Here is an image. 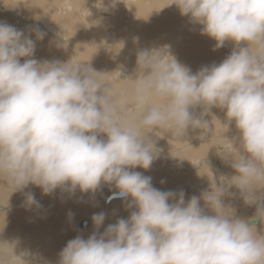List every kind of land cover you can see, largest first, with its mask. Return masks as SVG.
<instances>
[{
  "label": "clouds",
  "instance_id": "9594fccd",
  "mask_svg": "<svg viewBox=\"0 0 264 264\" xmlns=\"http://www.w3.org/2000/svg\"><path fill=\"white\" fill-rule=\"evenodd\" d=\"M173 4L215 48L232 42L233 50L193 73L171 45L139 48L133 75L113 72L119 88L90 60L36 59V42L46 33L0 22V181L11 193L31 184L44 195H94L108 185L135 209L103 233L106 214H93L97 231L69 240L58 264H264V232L256 227L257 219L264 224V0H170L165 7ZM212 108L225 111L228 130L234 123L225 160L235 175H221L219 183L213 177L209 189L186 202L183 190L162 191L133 170L150 169L160 156L149 133H206ZM232 187L256 205L254 217L241 218L224 203L225 194L235 195ZM24 195L28 208L42 207L34 193ZM7 246L0 242V264Z\"/></svg>",
  "mask_w": 264,
  "mask_h": 264
},
{
  "label": "bare ground",
  "instance_id": "6f19581e",
  "mask_svg": "<svg viewBox=\"0 0 264 264\" xmlns=\"http://www.w3.org/2000/svg\"><path fill=\"white\" fill-rule=\"evenodd\" d=\"M153 0H120V2L116 3L115 6H113V12L115 13L114 11V7L117 9V11L119 10H124V9H127L128 11V18L129 20H131V23L132 22H135L136 20H138V22L136 23H127V25H125V29H129L130 31L128 32V35H125L126 38L123 39V41L125 42H129L130 44H133V37H138L139 40H146V36L148 34V38L152 39L153 38V35L150 37V34H157L161 31H170V32H173V28H174V31L175 29L177 30V27L179 26V23H177L175 26H174V23L177 21H180L182 22V27H183V32H182V38L178 39L175 43H178V47H182V50L183 49H188V48H191L193 49V51L196 53L198 51V49L200 50L199 47H201L200 45H198L196 47V44H192L188 39L191 38V37H194L195 41H198L199 39L203 40V38L205 39L206 43L204 42V45H202L201 48H203L204 50H207L208 51V47L210 46L211 47V52L212 50L214 49V45L216 43V41H213V42H210V38L207 36V35H201L200 34V26L199 25H195L193 23H191L189 21V18L186 17V16H181L178 8L176 7V5H171V6H168V7H165L168 3H170V0H160L158 2H152ZM98 4V0H0V22H6L8 24H11V25H14L17 29H22V30H26V31H31V29H34V28H39L41 29L44 33H46L44 39L42 41H37L36 42V47H35V58L36 59H39V60H59L60 59H66V60H69V56L67 57V52L69 51L68 47H70L72 45L74 51L76 50L77 53H78V49L80 50L81 47L83 49V46H84V43L88 40H93V41H96L98 42L100 39H105L106 37L109 38L108 34H110L109 32H113V28L114 26L111 25V28L110 27V18L113 16H111V12L108 11V6L111 5V2L110 0H104V5L103 6H97ZM131 7H137V8H141L140 11H137L135 13V17L134 15L131 16V13H133V10ZM106 8V10H105ZM111 9V7H109ZM165 9H168V11H166ZM130 10H132V12H130ZM112 12V13H113ZM89 13V15H88ZM121 13V12H120ZM125 12H123L124 14ZM22 15V16H21ZM121 16V15H120ZM115 17V16H113ZM119 17V16H118ZM117 15L115 18H118ZM121 18V17H120ZM123 19V18H122ZM112 20V19H111ZM115 21V19L113 20ZM117 21V20H116ZM123 21V20H122ZM125 21V20H124ZM128 21V20H127ZM119 22H121L119 20ZM126 22V21H125ZM115 24V23H113ZM118 24V23H117ZM124 24V23H123ZM122 25V24H121ZM147 25V26H146ZM116 26V25H115ZM113 27V28H112ZM117 29L118 26L116 27ZM108 29H111V31H109ZM117 29H115L117 31ZM123 30V28H121ZM115 31V32H116ZM168 31V32H169ZM113 32V35L114 36V33ZM120 31H118L119 33ZM170 32H169V35H170ZM117 33V34H118ZM123 33V31H122ZM112 34V33H111ZM116 34V33H115ZM166 34V32L164 33ZM181 34V33H180ZM179 34V35H180ZM66 37V35L68 36L66 39H69L68 41H65L67 42V44L65 43L64 41V37ZM160 35V34H159ZM158 35V36H159ZM161 35H163L161 33ZM168 35V34H167ZM177 35V34H176ZM179 35H177L179 37ZM164 36V35H163ZM115 37H118V36H115ZM156 37V36H155ZM154 37V38H155ZM175 37V36H174ZM183 37L187 38V39H184ZM198 39H197V38ZM207 37V38H206ZM147 38V39H148ZM157 38V37H156ZM155 38V39H156ZM167 37L163 38L162 40L164 41V39L166 40ZM33 39H35V36L33 34ZM111 39V38H110ZM113 39V38H112ZM121 39V38H120ZM120 39H117V42L118 43V40L121 41ZM175 39V38H174ZM113 40H116L115 38ZM161 40V41H162ZM176 40V39H175ZM199 40V41H200ZM103 41V40H102ZM105 41V40H104ZM107 41V40H106ZM174 41V40H173ZM146 42V41H145ZM150 42L153 43V40ZM169 41H167L168 43ZM203 42V41H201ZM112 43V42H110ZM157 43V42H156ZM155 43V46L157 45ZM91 44V42H90ZM95 44V43H93ZM114 44V43H112ZM162 44V43H160ZM165 44V43H164ZM201 44V43H200ZM232 44V42H231ZM117 45V44H116ZM127 45V44H126ZM124 45V46H126ZM150 45V44H149ZM170 45V44H169ZM193 46V47H188V46ZM230 45V42L227 43L225 42V45L221 48L223 51H224V54H225V51L227 50V47ZM151 46V45H150ZM160 46V45H159ZM86 47V46H85ZM88 46V49L91 53L92 56H95L98 60L101 61V63L104 65L105 63H107L109 60H110V56H112L113 53H109L108 55L105 56L104 59H102L104 56H99L98 53H96L97 50H95L96 48H93L95 47L93 45V47H90ZM114 46L112 45V48ZM143 47V45H142ZM153 47V46H152ZM196 47V48H195ZM114 48H117V47H114ZM113 48V49H114ZM124 48V47H123ZM172 48V47H171ZM81 49V50H82ZM101 49V48H100ZM125 49V48H124ZM131 49V48H130ZM138 49V48H136ZM136 49H131L133 51H135ZM177 49V48H176ZM229 49V48H228ZM80 50V51H81ZM85 50V49H84ZM122 50V49H121ZM126 50H129L128 48ZM180 50V49H179ZM202 50V49H201ZM101 51V50H99ZM188 51V50H187ZM223 51L221 52L223 54ZM83 52V50H82ZM117 52V51H116ZM129 52V51H128ZM180 52V51H179ZM182 52V51H181ZM184 52V51H183ZM209 52H210V49H209ZM85 53V52H84ZM88 53V52H87ZM101 53V52H100ZM104 53H107V51H105ZM119 53V52H118ZM173 53V52H172ZM202 53V51L200 52ZM204 53V52H203ZM219 53V55L221 56L222 54ZM231 53V52H230ZM229 53V54H230ZM83 54V53H82ZM103 54V53H102ZM127 54V53H126ZM125 54V56H126ZM131 54V53H130ZM228 54V55H229ZM86 55V54H85ZM122 55V54H121ZM215 55V54H214ZM227 55V53H226ZM88 56V55H87ZM199 56V55H198ZM201 56V55H200ZM207 56V55H206ZM210 56V55H209ZM213 56V54H212ZM219 56V57H220ZM75 57V56H74ZM191 57V55H190ZM193 57V56H192ZM217 56V58H219ZM71 58V57H70ZM79 58V57H78ZM84 58V57H83ZM90 59L92 58L91 56L89 57ZM126 58V57H125ZM124 58V59H125ZM131 58V57H130ZM129 58V59H130ZM136 58V57H134ZM133 58V59H134ZM181 58L182 56L178 57V61L180 62L181 61ZM194 58V57H193ZM192 58V60H193ZM82 59V57H81ZM123 59V58H122ZM128 59V60H129ZM131 58V60H133ZM203 60V59H206V58H198V57H195L194 60L199 61ZM209 59V57H208ZM214 58H212L213 60ZM112 60V59H111ZM110 60V61H111ZM114 60V59H113ZM112 60V63L114 62ZM117 60V59H116ZM119 60V59H118ZM211 60V61H212ZM218 60V59H217ZM82 61V60H80ZM99 61V62H100ZM122 61V60H121ZM122 62H125L127 61L125 59V61H122ZM130 61V60H129ZM129 61H127L129 63ZM136 61V60H133V62ZM66 62V61H65ZM132 63V61H130ZM210 61H206V62H203L201 63L198 67H202V66H210L212 64H216V61H212L211 64H209ZM218 62V61H217ZM21 63H23V58L21 59ZM89 63L91 64V66L96 69V64L95 62H91V60L89 61ZM110 63V62H108ZM117 62H115L114 64H116ZM111 64V63H110ZM110 64L109 65H106V66H103L106 70L109 71V69L111 68L110 67ZM133 64V63H132ZM100 64H98L99 66ZM112 65V64H111ZM119 66L121 64H118ZM126 65V64H125ZM102 66V65H101ZM115 66V65H114ZM127 66V65H126ZM125 66H123L122 68L124 69ZM113 68V67H112ZM131 68L133 69V67L131 66ZM130 68V69H131ZM119 69V68H118ZM125 69H128L125 67ZM128 71L127 75H133L134 74V71L133 70H130ZM98 70V69H97ZM112 70V69H111ZM99 71H103L102 68L100 67L99 68ZM107 71V72H108ZM126 71V70H125ZM124 71V72H125ZM111 73V71H109ZM112 75V74H111ZM115 75L117 76V74L115 73ZM114 76V75H112ZM115 77V76H114ZM123 78V77H122ZM117 79V78H116ZM111 80V79H109ZM112 83H113V86L114 88H119L120 85H121V82L117 79L114 83V80H111ZM130 103V102H129ZM219 109V108H218ZM131 110V108H130ZM221 110V109H220ZM201 111V109H200ZM225 112V111H224ZM198 114V113H197ZM223 114V113H222ZM209 115V114H208ZM216 115V114H215ZM219 115V113H218ZM225 115V113H224ZM222 117V115L220 116V118ZM225 117V116H223ZM219 118V119H220ZM207 120V119H206ZM221 120V119H220ZM223 120V119H222ZM211 121L212 119L210 120V124H211ZM216 124H220V122H216ZM226 126V125H224ZM223 126V128H224ZM222 128V127H221ZM232 128H234L232 126ZM232 128L229 129V131L232 130ZM191 129V128H190ZM216 129V128H215ZM221 130V129H220ZM154 131L157 132H165V135L161 136L163 137V139H165L164 137H166V135L170 136L171 139H170V142H174L175 139H174V136H173V131L172 132H169V130H166L164 131V129H155ZM190 131V130H188ZM235 131V130H234ZM160 132V133H161ZM192 132V131H191ZM218 132V131H217ZM216 132V133H217ZM233 133V132H232ZM163 134V133H162ZM187 134V133H186ZM231 134V133H230ZM149 135H151L149 133ZM154 135V134H152ZM201 135H203L201 133ZM210 135V134H209ZM212 135V134H211ZM214 135V134H213ZM227 135V134H226ZM155 136V135H154ZM153 136V137H154ZM160 135H158L159 137ZM233 136V135H232ZM231 136V137H232ZM176 137V136H175ZM204 137L205 136V133H204ZM219 137H220V134L217 135V139L216 141L217 142H211V143H207L206 144H203V145H191L193 146L192 149L190 150H185V146L183 147L182 149V152H183V155L186 157V156H189V157H192L194 156L195 158H197L200 162L198 165H194L191 169L183 166V165H179L178 167V170H184L186 171L184 174H189L187 172H190L192 170L195 171V173L193 174V178L194 181L197 183V186H195L194 184L190 186V190H184L185 192V200H188L190 197L192 196H199L200 193L202 192V189L204 188L205 190L206 189H209V187L207 188V185L208 183L211 182V180L209 179V176H210V173L211 171L215 173V180L217 182H219V177L222 175L221 172H220V166L218 165H221L220 163L221 162H214L211 158V156H213L214 154V149L212 146H217L219 147V145L221 146L219 149L220 152L219 154L217 155V158L219 157L220 159V156L221 155H225L226 152H228V149L229 148H232L231 147V144L229 142V145L228 144H224V142L220 141L219 140ZM101 138H106L104 134H101ZM230 138V137H229ZM227 138V139H229ZM157 139V138H156ZM202 139V138H201ZM214 139V138H213ZM177 140H180L181 141V138H178ZM183 140V139H182ZM159 141V140H158ZM165 141V140H164ZM167 141V140H166ZM179 141V142H180ZM228 141V140H227ZM162 142V141H161ZM172 142V143H173ZM188 142V141H187ZM160 143V142H159ZM166 142L164 143H161L158 145L157 143V146L158 148L162 149L161 153H164L165 151V144ZM168 143V142H167ZM189 143V142H188ZM171 144V143H170ZM187 143H185L186 145ZM191 144V143H190ZM207 145V146H206ZM172 146V145H171ZM176 146V145H175ZM210 146V147H209ZM173 147V146H172ZM188 147V145H187ZM190 147V146H189ZM168 148V147H167ZM178 148V147H177ZM181 148V147H180ZM169 149V148H168ZM174 149V147H173ZM176 149V148H175ZM206 149V151L204 150ZM164 150V151H163ZM230 151V150H229ZM167 152H170V151H167ZM173 152V151H172ZM160 153V154H161ZM172 155V154H170ZM180 155V154H178ZM182 155V156H183ZM227 155V154H226ZM168 156V155H167ZM166 156V158H167ZM205 156H208L209 157V160H206L204 159ZM164 156L160 155L158 159H156V161H164L163 158ZM177 157V156H175ZM204 157V158H203ZM224 157V156H223ZM178 158V157H177ZM182 158V157H181ZM175 159V158H174ZM183 160V159H182ZM188 159L186 158V161ZM180 162V161H179ZM224 162V161H222ZM155 163V162H154ZM178 163V162H177ZM176 163V164H177ZM172 164V163H171ZM194 164V163H193ZM213 165V167L211 166ZM155 166L156 169H161L162 167H157L156 165H152V167ZM161 166V165H160ZM223 167V166H222ZM226 167V166H225ZM229 167V166H228ZM227 167V168H228ZM231 167V166H230ZM187 168V169H186ZM137 170H140L137 169ZM136 170V171H137ZM173 170V169H172ZM181 170V171H182ZM143 172H145L144 169H142ZM161 171V170H160ZM180 171V172H181ZM227 171V169L225 168L224 172ZM148 173V170L146 171ZM167 172V171H166ZM168 173V172H167ZM167 173H158L160 175V178H164L166 177ZM176 173V172H175ZM158 174H155L154 177H157L159 176ZM174 174V173H173ZM227 174V173H226ZM234 174V173H233ZM145 175V174H143ZM147 175V174H146ZM166 175V176H165ZM169 175V174H168ZM183 174H174L173 177L175 176V179L172 180L176 182V179L177 181L178 180H181L183 179V177H181ZM151 176V174L149 175ZM213 176V174H212ZM152 177V176H151ZM168 177V176H167ZM166 177V178H167ZM170 178V177H169ZM171 179V178H170ZM155 180V179H154ZM159 180V178H158ZM158 180H155V181H158ZM164 180V179H163ZM187 180V179H185ZM182 181V180H181ZM180 181V182H181ZM192 181V180H191ZM210 181V182H209ZM154 182V181H153ZM158 182L161 183V180H159ZM166 182V181H165ZM168 182V181H167ZM172 182V181H171ZM187 182V181H186ZM0 204H9L8 201H11L10 198L12 197V194H15L14 192L11 193V190L9 188H6L8 187V184H7V181H0ZM170 183V182H168ZM173 183V182H172ZM170 183V184H172ZM153 184V183H152ZM187 184V183H185ZM178 185V184H177ZM184 185V183L182 184ZM188 185V184H187ZM158 186V185H157ZM162 186V185H161ZM160 187V186H159ZM185 187V186H184ZM178 188V187H177ZM183 188V187H182ZM189 188V187H188ZM160 190H163L161 188H159ZM185 189V188H184ZM197 189V190H196ZM183 190V189H182ZM193 190H196L193 192V194H190L191 191ZM31 191L32 193L34 194H38L39 196H42L44 198V196L46 197H50L51 198V195H65L66 197H70V201L69 200H65L64 203H61L62 206L64 207L63 209V212L65 214L66 217L67 216V213L69 212L68 208L72 211V210H76L77 209V203L79 201L80 198L83 197L82 193L77 189V191L75 192L74 195L72 194H69L67 192H63L64 194H60L61 190L60 189H57L54 193H52L51 195H44L42 194V190L39 188V187H36L34 185H29L28 188H26L23 192H20L21 194H23L24 192H29ZM102 191V189H101ZM107 192V188L105 190ZM114 192L116 191H109L108 192V195H106L105 199H101L97 196L94 195V197H97L98 199L97 200H104L105 204L108 205L110 204V207H114L115 205H123V209L121 208V212H123L125 210L126 207V204L127 202L126 201H121L122 199H119L120 201H117L118 199L116 200H110L109 199V196L110 194H113ZM89 194V193H88ZM102 194V193H101ZM105 194V193H104ZM98 195V194H97ZM21 196V195H20ZM24 196V195H23ZM86 197V195H84ZM16 198V197H14ZM24 198V197H23ZM13 199V197H12ZM60 199V197H59ZM15 200V199H14ZM13 200V201H14ZM17 200V199H16ZM45 200V198H44ZM51 200L53 202L56 203V201H54L52 198ZM22 203L23 200H21ZM47 201V200H46ZM61 201V199H60ZM76 202L75 204L73 202ZM63 202V200H62ZM18 203V202H17ZM103 203V202H102ZM40 204V203H39ZM69 204V206H68ZM24 205V204H23ZM54 205V204H52ZM231 205V204H230ZM238 205V204H237ZM14 206V205H13ZM17 206V204L15 205ZM20 206V205H19ZM18 206V207H19ZM47 206V205H46ZM50 206V204H49ZM101 206H103L101 204ZM109 206V205H108ZM21 207V206H20ZM52 207V206H50ZM62 207V208H63ZM71 207V208H70ZM105 207V206H104ZM112 207V209H113ZM247 207V206H246ZM248 208V207H247ZM5 208L3 206L0 205V210H4ZM22 209V208H21ZM37 209V208H36ZM48 209V208H47ZM46 209V210H47ZM54 209H55V205H54ZM54 209H52V211L50 210L49 212H47L48 216H52L54 218V221L57 220L59 217H62V212L58 211V212H55ZM128 209V208H127ZM9 210V209H8ZM7 210V211H8ZM11 210V209H10ZM62 210V209H60ZM20 211V210H18ZM41 211V210H39ZM104 211V210H103ZM105 211H107L105 209ZM251 212V211H250ZM11 213V211L9 212ZM19 213V212H18ZM108 213V212H107ZM32 214V213H31ZM45 214V213H44ZM76 214V213H75ZM73 214L72 216L74 217ZM241 216V215H240ZM29 217V216H28ZM48 217V218H49ZM243 217V216H242ZM253 217V216H252ZM1 218V217H0ZM18 218V217H17ZM22 218V217H21ZM25 218V217H23ZM64 218V217H63ZM8 219V218H7ZM61 219V218H60ZM79 219V218H78ZM78 219H74V220H70L68 219L67 221L70 222V223H67V225H70V226H74L76 225L77 223V220ZM12 220V218L10 219ZM27 220V219H26ZM19 221V220H18ZM22 221V220H20ZM19 221V222H20ZM29 221V220H28ZM48 221V220H47ZM61 221V220H60ZM26 222V221H25ZM0 223H1V220H0ZM21 223V222H20ZM32 223V222H31ZM47 223V222H46ZM19 224V223H18ZM29 224V222H28ZM11 225V223H10ZM35 225V224H34ZM48 225V224H47ZM80 225V224H79ZM57 226H59L57 224ZM61 227V226H60ZM256 227H257V230L258 231H261L260 229L261 228H264V225L261 224L258 220V223H256ZM94 228V225L92 223V220H91V217H90V224H89V227L88 229L85 231L86 233H83L81 234L82 238L84 239H87L85 236H87L88 232H90L92 229ZM6 230V229H5ZM25 230V229H24ZM76 230V227L72 230V231H75ZM40 231V230H38ZM18 233V231L16 229H13V228H8V231H7V236L10 237V240L6 239L3 235L5 234V232L3 230H0V242H4V243H7L11 246H7V251H9L8 253H12V249H13V254L10 256V259H12V261H15L19 264V260L21 258H29L28 256L31 255V250L32 248H30L29 246H27L26 243H24V246H22L21 250H18V248H13L12 244L17 242V238H14V236L16 235L15 233ZM264 232V231H263ZM20 233V232H19ZM29 233V232H28ZM34 233V232H33ZM37 233V232H36ZM41 233V232H39ZM31 234V232H30ZM29 234V235H30ZM61 234V233H60ZM63 234V233H62ZM61 234V235H62ZM80 234V232H79ZM25 235V234H24ZM35 235V234H34ZM39 235V234H38ZM53 235V234H52ZM52 235H47L43 238L42 242H43V245L45 247L44 250H48V252H52L50 250H52V247L51 246H48L51 242V240H49L50 237H55V236H52ZM85 235V236H84ZM31 236V235H30ZM44 236V234H43ZM57 236V235H56ZM17 237V236H16ZM21 237V236H20ZM23 238L25 236H22ZM16 239V240H14ZM55 239V243L56 242H60L62 239L59 238V236H57V238H54ZM64 239V238H63ZM27 241V239H25ZM31 240H34V237L33 239L31 238ZM25 241V242H26ZM36 240H34L35 242ZM39 241V240H38ZM67 241V240H66ZM29 242V241H28ZM37 242V241H36ZM57 244V243H56ZM54 244V245H56ZM40 245V244H39ZM61 245V244H60ZM34 246V244H33ZM28 247L29 248V253L26 252L25 248ZM39 248V247H38ZM34 249V248H33ZM60 250L61 248H57L54 250V252L52 253L53 257L51 259V261H48L46 258L48 256V254L44 255L45 259L47 260L48 263H46L45 259L43 258V260L45 261V263L43 264H58V259H59V253H60ZM22 254V257L17 256V254L19 253ZM41 251V250H40ZM34 253V251H32ZM48 252H44V253H48ZM41 253V252H40ZM39 253V254H40ZM43 254V253H42ZM9 255V254H8ZM7 255V256H8ZM41 255V254H40ZM6 257V254L2 257L3 259ZM43 257V255L41 256ZM34 258V257H33ZM38 259V258H37ZM41 259V258H40ZM39 260V259H38ZM26 262V261H25ZM40 264H41V261H40Z\"/></svg>",
  "mask_w": 264,
  "mask_h": 264
},
{
  "label": "rangeland",
  "instance_id": "374dc122",
  "mask_svg": "<svg viewBox=\"0 0 264 264\" xmlns=\"http://www.w3.org/2000/svg\"><path fill=\"white\" fill-rule=\"evenodd\" d=\"M151 1V0H150ZM156 0H153L152 2H155ZM158 1H160V0H157L156 2H158ZM104 5V4H103ZM109 7H111V9L109 8ZM113 6H111V5H109L108 6V11L109 12H111V16L113 15V16H115L116 17V15H117V17L118 18H115V17H111L110 18V27L109 28H111V25L112 26H114V28H113V32H115L116 30L115 29H117L116 27L118 26V28L119 29H117V31L114 33V36H112L113 35V32L111 31V29H108L109 31H111V32H109L110 34H108V36H109V38L108 37H106L105 39H100L98 42H96V41H93V40H88V41H86L85 43H84V46H83V49H82V47H81V49L83 50V52H82V50L80 51L79 49H78V53H77V51L75 50L74 51V49H73V47H72V45L70 46V47H68L69 49V51L67 52V57L69 58V60L72 58L73 60H82V61H89V60H91V62H95V64H96V70L97 71H99V68L101 67L102 68V70L103 71H101V72H105V73H109L110 74V72L109 71H111V73H112V75H114V76H112V75H109V79H111V80H114V83H115V81L117 80L116 78H117V76L115 75V73H113V72H115V71H117V70H123V71H125V74H127L128 73V71H129V69L131 68V66L133 67V69L131 68L130 70H133L134 71V69H135V62L136 61H134L133 62V60H136V58H134V57H136V52H137V50L139 49V48H146V47H152V46H155V43L157 44L156 46H159V45H165V44H170L171 45V51L173 52V54L176 56V58H178V57H180V56H182V58H181V61H180V63H182L183 65H185V66H187V67H189L191 70H192V72L193 73H195V72H197L201 67H198L201 63H203V62H206V61H210L209 62V64H211L212 63V61H216V64H219L220 62H222L227 56H228V54L233 50V47H234V45H233V43L231 44V42H230V45L227 47V50L225 51V54H224V51L221 49L222 47H220V48H215V45H214V49L212 50V52H211V47L209 46L208 47V51L207 50H204L203 48H201L202 47V45H204V42L206 43V41H205V39L203 38V40H202V38H201V40L199 41H195V39H194V37H191V38H189L188 40L192 43V44H196V47L198 46V45H200L201 47H199L198 46V48H200V50L198 49V51L195 53L194 51H193V49H191V48H186V49H183L182 50V47H178L177 45H178V43H175L178 39H180V38H182V32H183V27L181 26L182 25V22H180V21H177L176 20V22L174 23V26L177 24V23H179V26L177 27V30L175 29V31H174V28H173V32H170L169 30V32H170V35H169V32L168 31H161V32H159V33H157V34H150V37L153 35V38L152 39H150V38H148L149 36H148V34H147V36H146V40H139V43L138 44H130L129 42H125V41H123V39H125L126 38V36L125 35H128V32L130 31L129 29H125V25H127V23H131V20H129V19H127L128 18V11H127V9H122V10H119V11H117V9L114 7V11H115V13L112 11L113 9ZM132 8V10H133V13H131V16H133L134 15V17H135V13L137 12V11H140L141 10V8H137V7H131ZM132 10H130V12H132ZM166 11H168V9H165ZM113 12V13H112ZM121 12V13H120ZM123 12H125L124 14H123ZM88 15H89V13H88ZM121 15V16H120ZM22 16V15H21ZM121 17V18H120ZM123 18V19H122ZM112 19V20H111ZM115 19V21H113ZM117 20V21H116ZM119 20L121 21V22H119ZM123 20V21H122ZM126 22H125V21ZM128 20V21H127ZM139 20V19H138ZM138 20H136L135 22H132L133 24L134 23H136V22H138ZM140 21V20H139ZM113 23H115V24H113ZM118 23V24H117ZM124 23V24H123ZM131 23V24H132ZM122 24V25H121ZM132 24V25H133ZM116 25V26H115ZM147 26V25H146ZM121 28H123V30L121 29ZM118 31H120L119 33H118ZM122 31H123V33H122ZM166 32V34H164ZM112 33V34H111ZM118 33V34H117ZM161 33L164 35H161ZM181 33V34H180ZM160 34V35H159ZM168 34V35H167ZM179 35V37L177 36V35ZM159 35V36H158ZM63 36V35H62ZM115 36H118V37H115ZM157 38H156V37ZM175 36V37H174ZM64 37V36H63ZM68 36L66 35V37H64V41H65V39L67 38ZM156 39H155V38ZM165 37H167L166 38V40L164 39V41L162 40L163 38H165ZM111 38V39H110ZM115 38L116 40H113V39ZM121 38V39H120ZM148 38V39H147ZM176 40H175V39ZM184 39H187V38H185V37H183ZM197 38V37H196ZM207 38V37H206ZM117 39H120L121 41H119L118 40V43L117 42H115V41H117ZM198 39V38H197ZM69 39H66V41H68ZM103 40V41H102ZM105 40V41H104ZM107 40V41H106ZM150 40L152 41L153 40V43L152 42H150ZM162 40V41H161ZM174 40V41H173ZM210 40V42H213L214 40L213 39H209ZM211 40H213V41H211ZM65 41V43L67 44V42ZM146 41V42H145ZM167 41H169L168 43H167ZM201 41H203V42H201ZM90 42H91V44H90ZM110 42H112V43H114V44H112V43H110ZM121 42H123L124 43V45H126V46H124V48H122V50L119 48L120 47V43ZM93 43H95V44H93ZM160 43H162V44H160ZM165 43V44H164ZM201 43V44H200ZM227 43H229V42H227ZM117 44V45H116ZM151 46H150V45ZM216 44V43H215ZM93 45L95 46V47H93ZM112 45L114 46V47H117V48H112ZM142 45H143V47H142ZM86 46V47H85ZM88 46H90V47H93V48H96L95 50H97L96 51V53H98V55L99 56H104L102 59H104L105 58V56L106 55H108L109 53H113L112 54V56H110V60L112 59H114L113 61V63H112V60L110 61H108V62H110V63H105L104 65L101 63V61L100 60H98L95 56H92L91 55V53H90V51H89V49H88ZM89 47V48H90ZM188 47H193L192 45L191 46H188ZM195 47V48H196ZM101 48V49H100ZM129 49V50H126V49ZM136 49V48H138V49H136L135 51H133V52H131L132 50L131 49ZM177 48V49H176ZM194 48V47H193ZM229 48V49H228ZM85 49V50H84ZM180 49V50H179ZM202 49V50H201ZM209 49H210V52H209ZM99 50H101V51H99ZM188 50V51H187ZM105 51H107V53H104ZM117 51V52H116ZM129 51V52H128ZM180 51V52H179ZM182 51V52H181ZM184 51V52H183ZM202 51V53H200ZM223 51V54L221 53ZM85 52V53H84ZM88 52V53H87ZM101 52V53H100ZM119 52V53H118ZM204 52V53H203ZM83 53V54H82ZM103 53V54H102ZM127 53V54H126ZM131 53V54H130ZM219 53H221L222 55L220 56L219 55ZM226 53H227V55H226ZM86 54V55H85ZM122 54V55H121ZM125 54H126V56H125ZM212 54H213V56H212ZM215 54V55H214ZM88 55V56H87ZM190 55H191V57H190ZM199 55V56H198ZM201 55V56H200ZM207 55V56H206ZM210 55V56H209ZM75 56V57H74ZM92 57L91 59L89 58V57ZM195 57H198V58H206V59H203V60H201L200 59V61H199V63H198V61H196V60H194V58ZM217 56L219 57V58H217ZM71 57V58H70ZM79 57V58H78ZM81 57H82V59H81ZM84 57V58H83ZM126 57V58H125ZM133 59V60H131V58ZM208 57H209V59H208ZM123 58V59H122ZM127 60V61H132V63L129 61V63L127 62V61H125V59ZM130 58V59H129ZM192 58H193V60H192ZM212 58H214L213 60H212ZM117 59V60H116ZM119 59V60H118ZM129 59V60H128ZM218 59V60H217ZM125 61V62H122V61ZM212 60V61H211ZM60 61H68V60H66V59H60ZM100 61V62H99ZM120 61L122 62V63H120ZM218 61V62H217ZM115 62H117L116 64H114ZM98 64H100L99 66H98ZM110 64V69H109V71L108 70H106L103 66H106V65H109ZM118 64H121L120 66L118 65ZM127 66H126V65ZM102 65V66H101ZM115 65V66H114ZM123 66H125L126 68H128V69H125V67H124V69L122 68ZM113 67V68H112ZM119 68V69H118ZM112 69V70H111ZM108 71V72H107ZM117 74V73H116ZM118 75V74H117ZM116 84V83H115ZM196 111V114L198 113L199 114V112H200V109L198 108V109H196L195 110ZM218 113H219V115H218ZM223 113V114H222ZM224 110H220V109H218V108H212L211 109V111H210V113H209V115H206L204 118L205 119H207L208 121H209V126H210V130H208L206 133H205V136L206 137H204V133H203V130L202 129H195V130H193V129H189L190 131H187V134L186 135H184L183 137H181V136H179L176 132H174L173 133V136H174V139H175V141L172 143V142H170V139H171V137L170 136H168V135H166V137H164L165 139H163V137H161L162 135L164 136L165 135V132H157L156 133V131H153V132H151L150 134V136L156 141V144L158 143V145L159 144H161V143H164V142H166L165 144V151H164V153H161L160 155H162V156H164L163 158V160L164 161H156V160H154V162L152 163V165H156L157 167H162L161 169H156L155 168V166H153L152 167V165H151V167H150V169H148V173L146 172L147 170H145V172H143L142 171V168H140V170H137V169H139V168H136V169H133L134 171H138V172H141L142 174H145V176H149L150 174H151V176H152V183H153V186L155 187V188H157V189H159V188H161V189H163L162 191H167V190H172V191H176V192H179L180 190H182L183 189V191L184 190H190V186L191 185H195V186H197V183L194 181V179H192L193 178V174L195 173V171L194 170H192V171H190V172H187V173H189V174H184L186 171H184V170H178V166L179 165H183V166H185V167H187L188 169L190 168H192L194 165H198L199 164V160L197 159V158H195L194 156H192V157H189V156H184L183 155V152H182V149H183V147L185 148V150H190V149H192V147L193 146H191V145H203V144H206L207 143V145H208V143H211V142H217L216 141V139H217V135H219L220 134V137H219V140L220 141H222V142H224V144H228L229 145V139H231V138H233V137H235V136H237V132H236V129H235V126H234V123L229 127V129L230 128H232V126L234 127V128H232V130L231 131H229L228 129H227V126H224V125H226L225 123H226V116L224 115ZM216 114V115H215ZM222 115V117L220 118V116ZM223 116H225V117H223ZM221 120H220V119ZM212 119V121H211V124H210V120ZM223 119V120H222ZM216 122H220L221 123V125L219 124H216ZM223 126H224V128H223ZM222 127V128H221ZM216 128V129H215ZM164 129V131H166V130H168L167 128H163ZM221 129V130H220ZM235 130V131H234ZM192 131V132H191ZM218 131V132H217ZM217 132V133H216ZM233 132V133H232ZM163 133V134H162ZM201 133L203 134V135H201ZM231 133V134H230ZM152 134H154V135H152ZM210 134V135H209ZM212 134V135H211ZM214 134V135H213ZM227 134V135H226ZM158 135H160L159 137H158ZM233 135V136H232ZM154 136V137H153ZM176 136V137H175ZM232 136V137H231ZM106 137V136H105ZM230 137V138H229ZM157 138V139H156ZM178 138H181V141L180 140H177ZM202 138V139H201ZM214 138V139H213ZM216 138V139H215ZM227 138H229V139H227ZM104 139H106V138H104ZM183 139V140H182ZM159 140V141H158ZM165 140V141H164ZM167 140V141H166ZM228 140V141H227ZM162 141V142H161ZM180 141V142H179ZM189 143H188V142ZM160 142V143H159ZM168 142V143H167ZM171 143V144H170ZM185 143H187L186 145H185ZM191 143V144H190ZM203 143V144H202ZM174 147V149H173V147ZM176 145V146H175ZM187 145H188V147H187ZM206 145V146H207ZM190 146V147H189ZM222 146V145H221ZM220 145H219V147L217 146V148H216V146H212L213 147V149H214V154H213V156H211V158H212V160L214 161V162H221L220 164L221 165H218V166H220V172H221V174L222 175H225V176H227V177H231L232 175H235V172H234V170L230 167V162L229 161H227V160H225L228 156H229V154H230V152L232 151V148H229L228 149V152H226V154L225 155H221L220 156V159H219V157L217 158V155L219 154V152H220V150L219 149H221L220 147H221ZM158 147V146H157ZM169 149H168V148ZM178 147V148H177ZM181 147V148H180ZM210 147V146H209ZM232 147V146H231ZM176 148V149H175ZM219 148V149H218ZM205 151H206V149H204ZM230 150V151H229ZM167 151H170V152H167ZM173 151V152H172ZM218 153V154H217ZM170 154H172V155H170ZM178 154H180V155H178ZM168 155V156H167ZM183 155V156H182ZM166 156H167V158H166ZM175 156H177V157H175ZM224 156V157H223ZM182 157V158H181ZM175 158V159H174ZM186 158L188 159L187 161H186ZM204 158V157H203ZM207 158V159H206ZM183 159V160H182ZM204 159H206V160H209V157L208 156H205V158ZM180 161V162H179ZM222 161H224V162H222ZM178 162V163H177ZM172 163V164H171ZM177 163V164H176ZM194 163V164H193ZM161 165V166H160ZM212 167H213V165H211ZM223 166V167H222ZM226 166V167H225ZM229 166V167H228ZM228 167V168H227ZM186 168V169H187ZM225 168L227 169V171H225L224 172V170H225ZM173 169V170H172ZM161 170V171H160ZM168 173H167V172ZM181 171V172H180ZM176 172V173H175ZM160 173H167L166 175L168 176H166V177H164V178H160V175L159 174ZM176 175V174H183L181 177H183V179H181V180H178L177 181V179H176V182L175 181H173L174 179H175V176L173 177V175L174 174ZM212 173H213V176H212ZM227 173V174H226ZM234 173V174H233ZM147 174V175H146ZM155 174H158L159 176H157V177H154V175ZM169 174V175H168ZM150 176V177H151ZM171 179H170V178ZM215 178V173L214 172H212L211 171V173H210V176H209V179L211 180V182L213 181V179ZM158 178H159V180H161V183L160 182H158L159 180H158ZM172 178H173V180H172ZM158 180V181H155V180ZM164 179V180H163ZM185 179H187V180H185ZM192 180V181H191ZM154 181V182H153ZM162 181H163V183H162ZM166 181V182H165ZM170 182V183H172V184H170V183H168V182ZM172 181V182H171ZM181 181V182H180ZM187 181V182H186ZM210 182V181H209ZM184 183V185H182ZM185 183H187V184H185ZM217 183H219V182H217ZM178 184V185H177ZM158 185V186H157ZM162 185V186H161ZM160 186V187H159ZM185 186V187H184ZM210 186V183H208V185H207V188ZM29 187V186H28ZM178 187V188H177ZM183 187V188H182ZM189 187V188H188ZM7 188V187H6ZM106 188H107V192L105 191L106 190ZM185 188V189H184ZM101 189H102V191H101ZM100 190H98L94 195L95 196H97V197H99V198H101V199H105V197H106V195H108V192L109 191H117L114 187H110V186H108V185H103L102 186V188H101ZM25 190V189H24ZM197 190V189H196ZM196 190H193V191H191V193L190 194H193V192L194 191H196ZM205 189L203 188L202 189V192L204 191ZM231 193H234L235 195L234 196H230V195H228V194H225V196L222 198L223 199V201H224V203L225 204H231V206L236 210V215L237 216H239V217H241V218H248V217H254V215H255V213H256V205H251V206H249V205H246L244 202H243V200L240 198V196H239V193H238V190L235 188V187H232L230 190H229ZM21 191H16V192H14L15 194H12V197H13V199H12V197L10 198V200L11 201H8L9 202V204L7 203V204H5V205H1V206H3L5 209L4 210H2V212H4L6 215H5V218H4V215L3 214H0V220H1V223H0V230H2L3 229V231L5 232V234L3 235L6 239H8V240H10V237L9 236H7V231H8V228H13V229H16L17 231H18V233L16 232L15 234V236H14V238H17V242H15V243H13L12 244V246H13V248L15 247V248H18V250H21V248H22V246H24V243H28L27 244V246H29L30 248H32V250H31V255H29L28 257L29 258H21L20 260H19V264H27V262H25V260H30V261H32V264H40V261H41V264H43V263H45V261H46V263H48L47 262V260L48 261H51V259H52V257L54 256L52 253L54 252V250L55 249H57V248H61V250L66 246V244H67V242L69 241V240H71V239H74V238H76L78 235H80L81 236V234H82V232L83 233H86L84 230H81V228H80V223L85 219V218H87V217H92L93 216V214H95V213H100V212H103V213H105L106 214V218H105V221H104V223H103V225H101L100 226V228L98 229V232L99 233H103L104 232V230L107 228V226L109 225V224H114L118 219H120V218H125V219H127L128 217H129V215H130V212L131 211H134L135 209L134 208H132V209H130V208H125V210L123 211V212H121V208L123 209L124 207H123V205H115L114 207H113V209H112V207H110V204H108V205H106L105 204V202H104V200H97L98 198L97 197H94V195L93 194H91V193H84V194H82L83 195V197L82 198H80L79 199V201H78V203H77V209L76 210H70L69 208H68V210H69V212L67 213V216L68 217H66L65 216V214H64V212H63V209H64V207L62 206V204L61 203H64L65 202V200L67 201V200H69L70 201V197L68 198V197H66L65 195L63 196V195H51V198L54 200V201H56V203L55 202H53L52 200H51V198L49 197H46V196H44V198H45V200H44V198L42 197V196H39L38 194H35V197H36V200L37 201H39V203H40V205H42V207H39V208H37L36 206H33V207H31V208H28L26 205H25V195H24V193L23 194H21L20 193ZM102 193V194H101ZM105 193V194H104ZM60 194H64L63 192H60ZM98 194V195H97ZM201 194V193H200ZM21 195V196H20ZM24 195V196H23ZM84 195H86V197L84 196ZM14 197H16V198H14ZM24 197V198H23ZM59 197H60V199H61V201H60V199H59ZM15 199V200H14ZM17 199V200H16ZM14 200V201H13ZM21 200H23V202L24 203H22V201ZM47 200V201H46ZM62 200H63V202H62ZM117 201H120L119 199L117 200ZM121 201H124V200H121ZM186 202H187V200H185ZM18 202V203H17ZM103 202V203H102ZM74 204L76 203L75 201L73 202ZM17 204V206H15ZM24 204V205H23ZM49 204H50V206H52V207H50L49 206ZM52 204H54L55 205V209H54V205H52ZM101 204L103 205V206H101ZM238 204V205H237ZM14 205V206H13ZM21 207H20V206ZM47 205V206H46ZM201 205L203 206V201H201ZM19 206V207H18ZM68 206H69V204H68ZM105 206V207H104ZM248 208H247V207ZM63 207V208H62ZM22 208V209H21ZM37 208V209H36ZM48 208V209H47ZM71 208V207H70ZM9 209V210H8ZM11 209V210H10ZM47 209V210H46ZM52 209H54V211L55 212H58V211H60V212H62V217H59L57 220H55L54 221V218L52 217V216H48V214H47V212H49L50 210L52 211ZM60 209H62V210H60ZM105 209L107 210V211H105ZM8 210V211H7ZM18 210H20V211H18ZM39 210H41V211H39ZM104 210V211H103ZM1 211V210H0ZM11 211V213H9ZM205 211L208 213V214H212L208 209H205ZM251 211V212H250ZM19 212V213H18ZM108 212V213H107ZM32 213V214H31ZM45 213V214H44ZM75 214L74 215V217L73 216H71L70 217V215L69 214ZM241 215V216H240ZM29 216V217H28ZM243 216V217H242ZM18 217V218H17ZM22 217V218H21ZM23 217H25V218H23ZM49 217V218H48ZM64 217V218H63ZM8 218V219H7ZM12 218V220H10ZM61 218V219H60ZM79 218V219H78ZM27 219V220H26ZM68 219H70V220H74V219H78L77 220V223H76V225H74L73 227L72 226H70V225H67V223H70V222H68L67 220ZM20 220H22V221H19ZM29 220V221H28ZM48 220V221H47ZM61 220V221H60ZM26 221V222H25ZM28 222H29V224H28ZM32 222V223H31ZM47 222V223H46ZM10 223H11V225H10ZM19 223V224H18ZM35 224V225H34ZM48 224V225H47ZM57 224L59 225V226H57ZM5 225V226H4ZM264 225V224H263ZM61 226V227H60ZM4 227V228H3ZM76 227V230L75 231H72L74 228ZM6 229V230H5ZM25 229V230H24ZM38 230H40V231H38ZM261 230V232H263L264 231V228H261L260 229ZM94 231H97V229L95 228V226H94V228L90 231V232H88L87 234V236H85L86 238H88ZM20 232V233H19ZM29 232V233H28ZM30 232H31V234H30ZM34 232V233H33ZM37 232V233H36ZM39 232H41V233H39ZM79 232H80V234H79ZM62 235H61V234ZM25 234V235H24ZM31 236H30V235ZM35 234V235H34ZM39 234V235H38ZM43 234H44V236H43ZM52 235V236H55V237H50L49 238V240H51V242H50V244L48 245V246H51L52 247V250H50V251H52V252H48V250H44L45 249V247H44V245H43V242H42V240H43V238L45 237V236H47V235ZM59 236V238H61L62 240L60 241V242H56L55 243V239L54 238H57V236ZM17 236V237H16ZM21 236V237H20ZM22 236H25L24 238L22 237ZM33 237H34V240H36L35 242H34V240H31V238L33 239ZM64 238V239H63ZM25 239H27V241L25 240ZM14 240H16V239H14ZM39 240V241H38ZM67 240V241H66ZM26 241V242H25ZM29 241V242H28ZM33 244H34V246H33ZM40 244V245H39ZM54 244H56V245H54ZM61 244V245H60ZM39 247V248H38ZM34 248V249H33ZM25 250H26V252H28L29 253V248L28 247H26L25 248ZM41 250V251H40ZM60 250V251H61ZM32 251H34V253L32 252ZM9 251H7L6 252V257L4 258V260L6 261V264H18L17 262H15V261H12V259H10V256L12 255V253L10 252V253H8ZM41 252V253H40ZM44 252H48V253H44ZM41 255H40V254ZM43 253V254H42ZM9 254V255H8ZM47 255L48 254V256H47V260L45 259V257H44V255ZM8 255V256H7ZM43 255V257H41ZM53 255V256H52ZM18 256H20V257H22V254L20 253V251H19V253L17 254V256L16 257H18ZM50 256H52V257H50ZM34 257V258H33ZM39 260H38V259ZM41 258V259H40ZM43 258L45 259V261L43 260Z\"/></svg>",
  "mask_w": 264,
  "mask_h": 264
},
{
  "label": "water",
  "instance_id": "95a60500",
  "mask_svg": "<svg viewBox=\"0 0 264 264\" xmlns=\"http://www.w3.org/2000/svg\"><path fill=\"white\" fill-rule=\"evenodd\" d=\"M109 199L110 200H116V199H119V198H114L113 194H110ZM257 223H258V219H257ZM89 224H90V217H87L80 223L81 230H84V231L87 230L88 227H89Z\"/></svg>",
  "mask_w": 264,
  "mask_h": 264
}]
</instances>
